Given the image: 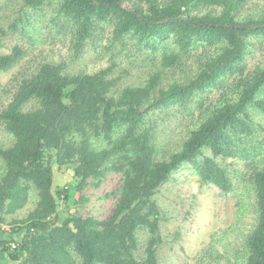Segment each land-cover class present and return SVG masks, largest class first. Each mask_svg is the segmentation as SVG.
<instances>
[{
    "label": "trees",
    "instance_id": "1",
    "mask_svg": "<svg viewBox=\"0 0 264 264\" xmlns=\"http://www.w3.org/2000/svg\"><path fill=\"white\" fill-rule=\"evenodd\" d=\"M21 1L26 21V11L42 12L52 3ZM251 1L60 0L57 14L72 23L76 51L92 40L102 23L113 25L115 41L130 38L151 52L163 44V69L178 66L180 55L199 45L209 50L198 58L191 80L165 89L158 88L159 71L142 87L120 88V78L112 76L114 64L93 74L69 76L61 64L42 63L13 79L10 101L0 111V125L12 138L10 146H0V233L8 236L0 240V254L8 263L159 264V228L165 220L154 196L171 174L189 164L202 184L225 194L232 191L214 158L233 155L235 141L249 136L248 109L264 113V64L245 77L239 75L249 39L264 41V14L241 16ZM201 9L205 13L199 14ZM168 45L173 48L167 50ZM23 56L18 46L0 53V72L11 70ZM232 76L233 97L190 130L178 151L158 160L149 113L184 105ZM96 140L108 147L93 150ZM205 150L212 157L205 156ZM63 168L70 170L73 184L54 191V169ZM109 172L119 173L122 184L106 221L61 214L60 206L75 204L89 179L99 183ZM250 184L256 224L245 239V264H264V151ZM30 189L36 196L34 208L24 218L7 222L23 207ZM140 231L148 237L138 255Z\"/></svg>",
    "mask_w": 264,
    "mask_h": 264
},
{
    "label": "rangeland",
    "instance_id": "2",
    "mask_svg": "<svg viewBox=\"0 0 264 264\" xmlns=\"http://www.w3.org/2000/svg\"><path fill=\"white\" fill-rule=\"evenodd\" d=\"M51 2L50 7H45L42 12L26 11V19H29L26 21L21 0H0V53L8 54L15 46L24 52L15 67L0 72V111L10 101L13 79L30 74L42 63L61 64L63 73L69 76L93 74L114 64L112 76L120 78V88L142 87L152 74L159 71L162 80L158 88L165 89L174 82L191 80L197 71L198 58L209 50L199 45L181 54L178 66L163 69V44L151 52L130 38L115 41L113 25L102 23L96 27L92 40L76 51L72 23L58 16L60 0ZM203 13L205 10L201 9L199 14ZM259 13L264 14V0L249 2L241 16ZM249 40L251 46L239 64V75L243 77L264 64V41ZM172 48L168 45L167 50ZM235 77L225 78L208 87L184 105L175 104L149 113L147 119L152 126L158 160L178 151L190 130L210 111L233 97ZM260 98L264 100V90ZM247 113L251 130L247 134L249 136L235 141L233 155L214 158L231 182L230 193L225 194L213 185L202 184L196 169L185 164L171 174L168 182L154 196L165 220L159 228L161 244L156 251L159 264H245V239L256 224L250 177L264 151V113L252 108ZM11 142L12 138L0 125V146L8 147ZM91 146L97 151L108 147L102 140L93 141ZM204 155L212 157L208 150L204 151ZM2 174L3 164L0 161V177ZM69 184H73L70 170L54 169V191ZM121 184V175L115 172L106 173L99 183L89 179L76 195L75 204L68 205V208L60 206L59 211L61 214L71 212L81 218L106 221L114 209ZM35 203V192L30 189L23 207L8 216L6 221L24 218ZM147 237L146 232H138V255L142 254L141 246Z\"/></svg>",
    "mask_w": 264,
    "mask_h": 264
},
{
    "label": "crops",
    "instance_id": "3",
    "mask_svg": "<svg viewBox=\"0 0 264 264\" xmlns=\"http://www.w3.org/2000/svg\"><path fill=\"white\" fill-rule=\"evenodd\" d=\"M6 237H8V236L5 233H3V234L0 233V240L5 239ZM0 261H1V264H8L4 255H1V254H0Z\"/></svg>",
    "mask_w": 264,
    "mask_h": 264
},
{
    "label": "built area",
    "instance_id": "4",
    "mask_svg": "<svg viewBox=\"0 0 264 264\" xmlns=\"http://www.w3.org/2000/svg\"><path fill=\"white\" fill-rule=\"evenodd\" d=\"M10 248H14L15 246L14 245H12V244H10V245H8ZM0 250H1V248H0Z\"/></svg>",
    "mask_w": 264,
    "mask_h": 264
}]
</instances>
